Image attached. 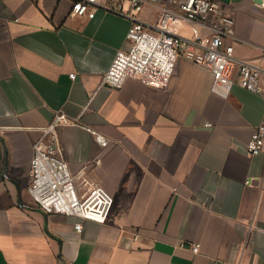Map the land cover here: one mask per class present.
Here are the masks:
<instances>
[{"label":"crops","instance_id":"obj_1","mask_svg":"<svg viewBox=\"0 0 264 264\" xmlns=\"http://www.w3.org/2000/svg\"><path fill=\"white\" fill-rule=\"evenodd\" d=\"M220 2L236 19V58L264 68V0ZM71 7L0 0V264H264V153L244 150L264 95L237 78L215 93L212 72L185 57L165 88L101 85L130 47V19ZM156 16L153 4L140 13ZM58 109L78 118L59 136L79 194L99 185L114 197L106 222L48 214L29 193L33 144Z\"/></svg>","mask_w":264,"mask_h":264},{"label":"built area","instance_id":"obj_2","mask_svg":"<svg viewBox=\"0 0 264 264\" xmlns=\"http://www.w3.org/2000/svg\"><path fill=\"white\" fill-rule=\"evenodd\" d=\"M71 1L73 14L93 18L103 9L130 19L127 32L130 47L116 52L101 85L121 88L128 78H136L144 84L165 88L179 58L185 57L212 72V91L215 93L228 96L237 78L242 87L264 95V68L255 60L236 58L233 43L236 19L220 0ZM149 4L157 6L153 22L140 17L143 8ZM185 24L190 28L189 36L180 33ZM70 76L75 78V74ZM77 120L63 109L55 111L43 129L42 137L33 144L28 190L38 208L48 214L76 215L106 222L114 197L99 185L79 194L76 177L61 153L59 128ZM83 127L92 132L101 146L109 144L107 137L96 129L88 125ZM244 150L249 155L264 153V122L255 128ZM245 183L253 184L254 180L248 178ZM75 228L81 231V222H76ZM191 247L197 252L200 244L192 243Z\"/></svg>","mask_w":264,"mask_h":264}]
</instances>
